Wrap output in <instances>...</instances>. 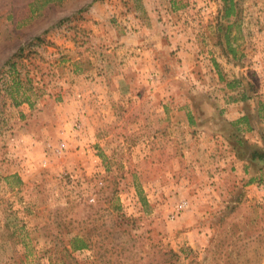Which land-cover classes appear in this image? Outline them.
<instances>
[{"label":"rangeland","instance_id":"rangeland-1","mask_svg":"<svg viewBox=\"0 0 264 264\" xmlns=\"http://www.w3.org/2000/svg\"><path fill=\"white\" fill-rule=\"evenodd\" d=\"M234 9L0 0V264H264V166L236 156L230 124L247 116L239 137L264 149V0ZM120 33L118 70L140 90L75 94L69 61L87 56L95 75ZM74 236L88 246L72 250Z\"/></svg>","mask_w":264,"mask_h":264},{"label":"crops","instance_id":"crops-1","mask_svg":"<svg viewBox=\"0 0 264 264\" xmlns=\"http://www.w3.org/2000/svg\"><path fill=\"white\" fill-rule=\"evenodd\" d=\"M84 26L90 30H95V25L93 23H91L90 21L84 23ZM100 32H102L101 37L103 36L105 39L110 41V37H109L110 33H109V35H107L106 33H103V31H100ZM89 33L91 34L92 31ZM123 37L124 36H122V33L118 34V36H116V37H114L112 35L111 40L114 42L111 44L112 45L111 49H109V51H111V56L108 57L109 59L107 61H102L103 64L102 63L98 64V65L102 64L100 66L104 67V69L101 71L97 70V73H95V75L92 74L91 71L88 72V70L92 67L93 63H89L90 66H86V65L84 66L83 63L81 62L83 60V57H87V56H82L79 54V55L75 56V58H72L71 61H69L72 63V72H71L73 74L72 76H73V78L74 77L77 78L76 79L77 82L72 85V88L74 89L73 91L75 94L78 93V91H80V90H83V89L87 90L89 88L91 89L89 92H91L92 89H96V91H98V92H99V90H102V91L109 93L110 95H114L116 93H121V91H126V90H133V91L136 90L137 92H138V90H140L139 89L140 83H136V84L133 83L132 84L133 87L131 85H128L129 81L127 82L125 78H126V76H128L129 78L132 77L131 73L121 72L118 70V68L122 69L121 67H123V65L125 64V62L121 63L122 60H124V57L121 58V56L119 54L122 53L124 50L125 51L123 53L125 54L126 49H127V45L131 44V43H129V41L126 38H123ZM98 38H99V36L97 35V37L95 39H98ZM91 39H93V38H91ZM116 39H119V40H116ZM122 42H125L123 44V47H121V46L118 47V44H122ZM138 42H140V40H138ZM67 44L65 46H67ZM133 44H135L136 47H138L137 51H139V45H138L137 41L136 42L133 41ZM141 46H143V45H141ZM142 54L143 53H141V55ZM91 59H92V56H91ZM137 61H138V67H141L142 66L141 62L139 60H137ZM126 62H129V60H127ZM134 75H136L135 77L139 78V77H144L146 74H142V71H140L137 74L134 73L133 76ZM82 77H87V78H82ZM124 80L126 83L124 82ZM81 83L85 84V87L87 89L82 87L83 84L80 85ZM91 95H93V94H91ZM109 98L111 99V97H109ZM83 99L84 98L78 97L77 99L71 100V103L75 104V102H76V103H78L77 105L79 108H82L85 110V108H87L88 103L83 104V101H82ZM65 101H67V99ZM92 101L95 103V106L97 107L98 101L97 102L94 100H92ZM74 106H76V105H74ZM99 107L100 106H98L97 108H99ZM95 111H97V110L95 109ZM93 115H94L93 117L91 116L92 122L97 120V123H95V126H94V128L97 129V125L98 124L102 125L104 122L103 120H105V119H103L102 117L96 118V116H98L97 114H93ZM82 116H84V115L79 114L80 118H82ZM100 116H103V114ZM84 118H85V116H84ZM84 121H85V123L88 122L87 118ZM83 136H85V135H83ZM23 153L28 155L29 158L32 155L34 156L32 151L31 152L30 151H23ZM32 160H34L33 157H32ZM11 162L12 161H10L8 163L7 162L4 163V168L7 167L8 169L12 170L14 167V163H11Z\"/></svg>","mask_w":264,"mask_h":264},{"label":"trees","instance_id":"trees-1","mask_svg":"<svg viewBox=\"0 0 264 264\" xmlns=\"http://www.w3.org/2000/svg\"><path fill=\"white\" fill-rule=\"evenodd\" d=\"M222 6H223V10H222V14L224 18H229L230 16H235V9H234V0H222ZM230 27L231 24H228L225 26V43L228 47V52L232 55H234V49H232L230 46V40H229V31H230ZM236 85L241 84L240 80H235ZM229 86H231V88L235 87L234 82L232 83H228ZM244 91H238L237 92V97H235L238 100H242L243 102L247 101V99L251 96V95H247L246 93V89H243ZM248 120V117H242L239 120H235L230 122V124H234L235 126V131H233L235 133V137L236 138V146H235V154L238 158H242L244 160H247L249 163H251V165L254 164H261L259 165L260 167L264 166V149H260L259 147L255 146V145H251L248 144L246 145V143L244 141H242L241 137H239V125L245 121ZM246 122V121H245ZM244 148L249 147L250 151H237V148L242 146ZM259 168V167H258ZM254 181V177H250L249 180L247 181L248 183H252ZM70 245H71V249L72 250H78V249H82L88 246L87 240L85 237H79V236H74L71 241H70ZM163 255H168L167 257L162 259V263H166L169 262L171 256L175 255V252L171 249H166L163 251Z\"/></svg>","mask_w":264,"mask_h":264},{"label":"built area","instance_id":"built-area-1","mask_svg":"<svg viewBox=\"0 0 264 264\" xmlns=\"http://www.w3.org/2000/svg\"><path fill=\"white\" fill-rule=\"evenodd\" d=\"M78 127L80 126V125H77ZM64 144H61V145H59V147H55V151H60L61 150V147L63 146Z\"/></svg>","mask_w":264,"mask_h":264}]
</instances>
